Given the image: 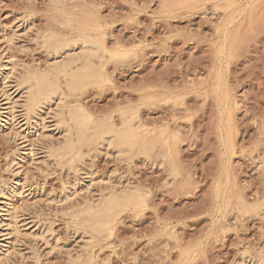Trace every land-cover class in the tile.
Instances as JSON below:
<instances>
[{
  "label": "rangeland",
  "instance_id": "rangeland-1",
  "mask_svg": "<svg viewBox=\"0 0 264 264\" xmlns=\"http://www.w3.org/2000/svg\"><path fill=\"white\" fill-rule=\"evenodd\" d=\"M51 32L103 45L105 75L65 99L98 125L139 118L131 155L97 141L60 160L65 99L22 114L27 69L70 52ZM4 92L21 104L0 107V264H264V0H0ZM116 189L139 203L97 235L84 207Z\"/></svg>",
  "mask_w": 264,
  "mask_h": 264
},
{
  "label": "bare ground",
  "instance_id": "bare-ground-1",
  "mask_svg": "<svg viewBox=\"0 0 264 264\" xmlns=\"http://www.w3.org/2000/svg\"><path fill=\"white\" fill-rule=\"evenodd\" d=\"M51 33H49L46 39L43 40L46 42V44L50 43V45H52V47H49V48H51V50L53 49V52L57 54H60L62 50L65 51V48H69L70 52L68 51L69 53L67 55L63 53L65 56H63L62 58L58 57L57 59H54L53 57L52 60H55V61L49 63V65H47L43 70L33 68L34 71L32 69L28 71L29 69H27L28 73L26 74V76H23V74L21 73L22 74L21 76H23V79L20 80L21 78L19 76L18 77L20 78L19 80L22 81L21 83L25 86V89H26V92H25L26 94L24 93L26 96L23 97L25 99L23 100L21 104L17 101L18 99L16 101L14 100V98L11 96V93L4 92V94H6L3 98L4 103H2L0 107H2L1 109H3L5 113L13 112L14 110H16L15 109L16 107L17 109H19L18 108L19 106H16V104L19 103L21 104L20 105L21 108H23L22 111L25 112L22 114L26 116L28 119L32 116H35L36 111L40 109V107L43 106L44 103L47 104V102L54 100L56 97H58L60 103L63 102L64 99L69 96H71L70 97L71 99L70 98L68 99L72 101V96L77 97L79 94H83L81 92H83L87 87L93 84L95 85V83L99 82L101 77L105 75V71H104L105 58H107L108 55L103 45L97 38V36L91 35L90 33L84 34V35L80 34L81 36L79 35V37H77L78 39L76 40L73 38H72L73 40L72 39L68 40L67 37H65V40H64V39H61L62 36L61 37L59 36L60 38H58V36H55L56 33L55 34L52 33L53 35H51ZM76 46H79L78 49L80 50L76 49ZM40 68H43V67H40ZM78 99H79V96H78ZM66 100L67 99H65L64 103L60 104L61 108L60 109L58 108L59 110L56 111V109H53L55 110L53 111L55 112L54 114L55 116L54 121L56 122L55 124H58L62 128V131L64 130L63 133H65L64 134L65 136L62 135L63 137L61 138L63 139L61 141H59L61 138L57 140L59 141V143L61 142V144L54 143L55 145L52 144L50 148L53 152L57 151L54 153L59 154V156L58 155L56 156H58L60 160L62 159L61 157L65 158L64 156L66 155L75 154V152H79L82 146L90 147L91 144L93 145L97 141L99 142V144L97 143L98 145H100L101 143H103V145L107 143L108 145H112V147L113 146L116 147L118 150H121V153L117 150V152H119V154L121 155H122V151L128 152L127 154L131 155L132 153H129V152L136 149L139 143H141L140 142L141 141V124H140L139 118L134 119L133 117L134 120L131 121L128 117L124 116L126 117L124 118L122 115L121 125H118L111 121L110 122L105 121V122H102L100 125H98L95 119V116L82 103H80L81 101L76 100L70 103L69 102L70 100H68L67 102ZM55 104L56 105L54 106H57L56 102ZM41 109H44V108H41ZM5 113H2V114H5ZM13 113L15 114V112ZM30 119H33V118H30ZM58 125L56 127H58ZM45 143L47 142L45 141ZM57 145L59 147H56ZM39 146H42V145L40 144ZM45 148L46 150H50L49 148L47 149V147ZM82 151H81V154L78 153L79 157L84 156V154H82L83 153ZM80 158H84V157H80ZM78 160L80 161L81 159H78ZM2 188L0 187V194L4 191V189L2 190ZM129 189L125 191L124 193H123V190L121 191L122 192L121 193L120 190L116 189L117 193H114L115 191L114 192L111 191L113 195L111 194L112 196L110 197L109 196L110 193H109L108 195H106L108 196L107 198H105L106 196L104 195L103 197L104 199L101 198L100 199L101 201L99 202V204H96L97 201L99 200L98 199L96 202L93 201V204L95 203L96 205L88 204L86 205V207L88 206L87 208L84 207V210L88 212V216L90 215V217L96 218V221L93 223L92 226H90V228L92 227V229L95 231V233H97V235H101L106 230H108L109 227H111L109 226L111 225L109 223H110V214L112 212H115V211L118 212V210H121L125 208L126 206L137 205L139 203V200H138L139 197L137 194H135L136 193L134 192L135 190L133 191V193H131L133 189L132 190H129ZM81 212L83 211L81 210ZM92 229L90 231H93ZM5 230L6 229L4 228V226L0 224V236L3 237L4 242H7L9 240V235H8L9 233L6 232ZM77 260L78 259L76 258V261Z\"/></svg>",
  "mask_w": 264,
  "mask_h": 264
}]
</instances>
